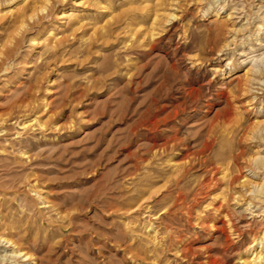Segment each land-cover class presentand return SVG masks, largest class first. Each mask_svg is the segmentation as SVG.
<instances>
[{
	"label": "rangeland",
	"instance_id": "374dc122",
	"mask_svg": "<svg viewBox=\"0 0 264 264\" xmlns=\"http://www.w3.org/2000/svg\"><path fill=\"white\" fill-rule=\"evenodd\" d=\"M0 239L264 264V0H0Z\"/></svg>",
	"mask_w": 264,
	"mask_h": 264
},
{
	"label": "bare ground",
	"instance_id": "6f19581e",
	"mask_svg": "<svg viewBox=\"0 0 264 264\" xmlns=\"http://www.w3.org/2000/svg\"><path fill=\"white\" fill-rule=\"evenodd\" d=\"M226 217H227V219L228 220H226V225H227V227H229V229L231 228V230L232 229H234L235 231H236V224L234 223V221H233V219L229 216V215H226ZM4 241H2L1 239H0V246H2V243H3ZM5 257V258H4ZM3 258H2V260H3V262L5 261V259H6V256H4ZM16 258V257H15ZM18 259V258H17ZM27 260H29V259H25V261H23V262H26ZM20 260H18V262H19ZM13 262V261H12ZM22 262V261H21ZM208 262V261H207ZM14 263V262H13Z\"/></svg>",
	"mask_w": 264,
	"mask_h": 264
}]
</instances>
